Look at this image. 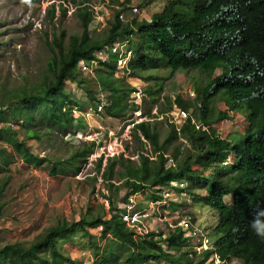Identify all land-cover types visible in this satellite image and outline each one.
<instances>
[{
    "label": "trees",
    "instance_id": "16d2710c",
    "mask_svg": "<svg viewBox=\"0 0 264 264\" xmlns=\"http://www.w3.org/2000/svg\"><path fill=\"white\" fill-rule=\"evenodd\" d=\"M21 1L30 6L39 0ZM86 3L77 10L80 34L66 37L63 30L51 33V39L45 42L50 55L40 81L1 104L6 108L0 111V117L10 113V118L19 121V129L0 128V175L17 160L36 167L49 163L51 175L62 173L67 165V170L76 175L94 151L93 142L80 143L62 163L39 157L27 145V141L41 142L47 135L65 137L71 133L76 120L72 109L79 104L64 90L67 83L83 91L93 108L101 101L98 93H104L102 111L110 118L130 120L141 109L132 102L131 94L136 89L115 75L117 54L109 51L104 61L95 55L116 42L127 43L130 77L139 78L142 73L162 68L197 70L207 76V81L195 84L192 101L186 94L173 97V107L185 118L178 129L169 123L163 141H159L150 121H142L131 129L139 148L135 150L136 159L120 155L106 160L102 178L108 181L109 218H102L98 212L92 214L88 208L78 220L62 219L30 243L0 244V264H66L70 257L56 246L59 238L74 231L90 241L95 264H148L160 260L168 264H209V250L200 256H188L193 252L188 245L190 239L180 231L167 237L166 253L150 236L134 239L120 217L112 213V200L124 201L129 193L168 187L171 182L186 183L188 187L182 192L191 203L203 204L215 212L220 236L211 248L223 264L233 260L264 264V239L249 226L253 210L264 207V0H168L148 20L132 19L127 24L119 20L118 11L112 10L99 34L90 32L93 14ZM46 12L52 19L54 6ZM81 62L93 69L94 83L79 69ZM216 71L219 73L215 76ZM215 99L222 100L226 110L213 116L211 104ZM158 113L163 115L161 109ZM232 115L244 121L242 131L220 137L212 127ZM141 137L154 160L145 153ZM180 138L189 145L187 151L182 155L179 148L174 149L170 157L168 147ZM168 158L173 165L166 167ZM101 165L102 156L95 164L97 172ZM115 178L119 179L118 186L111 182ZM9 180L7 177L0 183V215L4 207L1 198ZM190 183L202 184L205 193H196ZM226 197L231 199L229 204ZM158 198L152 196V200ZM100 208L104 211L103 206ZM98 225L102 232L96 238L92 230Z\"/></svg>",
    "mask_w": 264,
    "mask_h": 264
},
{
    "label": "rangeland",
    "instance_id": "374dc122",
    "mask_svg": "<svg viewBox=\"0 0 264 264\" xmlns=\"http://www.w3.org/2000/svg\"><path fill=\"white\" fill-rule=\"evenodd\" d=\"M84 1L39 0L28 6L21 0H0V106L2 103L7 104L6 99L14 93L21 89H29L32 84L40 81L50 55L45 42L46 39H51V33L63 30L66 37L80 34L81 23L77 16V10L83 6ZM167 1L123 0V3L136 6L140 10L142 18L147 19L151 14L160 11ZM117 3L118 0H87L86 5L93 14V20L89 27L90 32L94 34L100 33L105 27L107 19L111 17V9H113L111 6ZM52 5L55 8V13L54 17L50 19L46 11ZM61 8L64 9V13H59ZM94 8L97 11L96 14L93 10ZM79 69L84 76L91 77L92 83L95 82L92 68H88L85 71L79 64ZM218 73L216 71L215 76ZM206 78L207 76L204 73L197 70L171 71L157 68L142 73L139 78L132 77L126 81L134 89L139 90V99L135 98V100L138 101L141 109L137 111L141 112L142 118L145 117L153 124L161 142L167 136L169 123H173L178 129L185 118V114L179 113L173 107L171 103L173 97L184 94L189 96L190 94L188 100L192 101L195 96V84L206 83ZM64 90L69 93L73 101L79 104V107L72 109V115L76 120L71 128L73 131L70 130L71 133L100 132L103 135V141L100 146L112 144L116 140V144L121 143L123 145L122 148L125 155L135 157V150L139 148L131 133L132 130L130 129L126 132V127L134 120L135 113L132 114L130 120L128 118H110L105 116L103 111L85 117L84 113L87 111V107L90 106L85 93L72 83H67ZM104 95V93H98L97 96L101 100L98 104L106 102ZM131 96L135 97V93L131 94ZM211 105L213 116L219 111L226 110L222 100L215 99ZM160 109L163 111V115L158 113ZM146 113H149V115L147 116ZM151 116H155V118L150 119L149 117ZM10 117V113L9 115H2L0 117V125L6 123ZM243 126L244 121L232 115L212 128L220 137H226L228 134L242 131ZM130 137L132 143L128 144ZM19 138L21 139V136ZM80 143L74 141L71 136L66 140L64 136L60 137L57 134L47 135L41 142L27 141V145L34 154L39 157H45L51 162L59 160L62 163L66 162L71 152ZM188 147L189 145L180 138L168 147L167 155L173 157L174 149L178 148L183 155ZM10 152L12 151L10 150ZM93 153H98L96 144H94ZM145 153L148 154L150 159H155V156L150 153L149 147ZM104 163L102 159L100 170L103 169ZM48 164L46 163L41 167H36L35 165L26 166L20 160H17L9 166L6 174L0 175V183L5 178H10L1 198V201L4 202V207L2 215H0V244L16 241L30 243L43 234L47 228L62 219L69 222L78 220L88 208H91L92 214L102 213L101 217L104 218L106 208L104 207L103 211L100 208L102 206L100 202H91L89 200L95 188L92 183L94 181L88 175L94 168L84 171V177L75 179L76 175H73L69 169L67 170V165H64L62 173L51 175L47 170ZM170 165H173L171 159L165 163L166 167ZM117 180L119 179L115 178L112 181L115 186H118ZM171 183L175 185L172 189V211L187 212L195 220L193 228L198 230L190 238L188 245L192 248V246L197 247L199 243L202 244L198 236L202 234L205 246H212L220 236V231L216 229L217 218L215 212L203 204L191 203L185 192H182L184 191L183 189L188 187L186 183H179L181 185L176 182ZM197 184L190 183L189 187L194 189L196 193L204 194L205 186ZM104 188L107 190L106 184ZM107 192L110 194L108 190ZM73 194L84 197L87 202L72 206L70 196ZM101 195L105 196L104 194ZM148 195V193H143V204L152 199L153 195ZM111 196L114 199V191ZM119 201L120 199H114L112 203L115 205ZM225 202L229 204L231 199L226 197ZM89 242L87 237L81 232L74 231L59 238L56 248H59L62 252L64 249L67 252H71L70 249H72V252L86 250L92 254L93 251ZM100 243L102 247L105 246V243ZM148 264L168 263L160 260ZM230 264L241 263L233 260Z\"/></svg>",
    "mask_w": 264,
    "mask_h": 264
},
{
    "label": "built area",
    "instance_id": "2783aa9c",
    "mask_svg": "<svg viewBox=\"0 0 264 264\" xmlns=\"http://www.w3.org/2000/svg\"><path fill=\"white\" fill-rule=\"evenodd\" d=\"M69 6L71 7V5ZM111 7L114 10L118 11V18L123 24H127L132 19L140 20L142 18V14L136 6H132L130 4L129 5L124 4L123 0H118V3L116 5H112ZM93 10L96 14L97 13L96 9L94 8ZM126 45H127L126 41L116 42L112 44L108 49L104 48L103 50L97 51L95 55L99 60L104 61L106 60L109 51L111 53L117 54V70L115 75L118 78H125L128 81V79L130 78L127 69V64L130 58V52L128 51ZM80 64L83 70L84 69L85 71L88 70V68L82 62ZM134 93H135V97L132 96V102L135 105H138V101H136L135 98L139 99L138 97L140 92L139 90L136 89ZM5 108H6L5 106H0V111L5 110ZM87 108H88L87 111H85L84 113L85 117H89L94 113L101 112L103 110V104L102 103L98 104L96 108H93L91 106H88ZM134 113H135L134 120H132L131 123L126 127V132L132 129V126L139 122L149 121L145 117L144 118L141 117L140 111H135ZM16 122L19 121L9 118L8 121L0 125V127L5 126L7 128H10L11 130L17 131L19 129V125ZM69 136L73 137L74 141L78 143L93 142L94 144L97 145L98 153L92 152L86 158L85 162H83L78 173L76 174L75 179L84 177L85 176L84 171L94 168L93 170H91V173L88 175L90 178L94 179L93 185L95 188L89 200L91 202H100L103 208L104 207L106 208L104 218H109L110 201L107 199L108 192L104 188V185L105 184L107 185L108 181H105L102 178L103 169L100 170L99 172L95 170L96 161L101 156L105 163L107 159H112L120 155H122L124 158H129L131 160H135L137 156L135 155V157H128L127 155H125L122 148L123 145L121 143L116 144V140L113 141L112 144L109 143L108 145L100 146V143L103 141L102 140L103 135L100 132L71 133L65 136L66 140L69 138ZM126 139H128V137H126ZM141 140L145 145V149H147L149 147L148 143L142 137ZM131 143L132 141L130 137L128 144ZM169 159L171 158H168V160ZM105 163L103 165V168L105 166ZM174 187L175 185L170 183V186L168 187H162V186L148 187L146 189L129 193L124 201L120 200L119 202H116L115 205L113 204L114 211L112 213L117 214L120 217V219L124 222L125 227L129 231H131L134 239H143L147 236H150L154 241H157L158 245L161 247L163 252L168 253L167 237L169 236L170 233L176 232L178 230L183 234L184 237L190 239L194 235V233L196 234V232L198 231L197 229L193 228V223L195 222H193V218L191 215H189L187 212L184 211H172L173 210L172 189ZM142 192L148 193L149 194L148 196L154 194L158 195L159 198L156 200L149 199L147 203L143 204ZM101 194H104L105 196L103 197ZM186 197L188 196L186 195ZM70 201L72 206H77L82 202H87L84 197L79 196L77 194L71 195ZM92 231H93V235L96 238H99L102 232V226L98 225ZM198 236L202 244L199 243L200 245L198 244L197 247L192 246L193 252L188 254V256L189 257L200 256L203 252L209 250L211 252L209 258V264H222L223 262L221 261L219 255L213 251L211 246L209 247L205 246V244L203 243L202 234H199ZM95 259L96 258L90 252L86 250H81L78 252L76 258L70 259V261L67 262L66 264H95Z\"/></svg>",
    "mask_w": 264,
    "mask_h": 264
},
{
    "label": "clouds",
    "instance_id": "9594fccd",
    "mask_svg": "<svg viewBox=\"0 0 264 264\" xmlns=\"http://www.w3.org/2000/svg\"><path fill=\"white\" fill-rule=\"evenodd\" d=\"M148 19L149 18H147V20ZM129 78L131 79L132 77L129 76ZM249 226L257 237L264 239V207H257L253 210L251 220L249 221Z\"/></svg>",
    "mask_w": 264,
    "mask_h": 264
},
{
    "label": "crops",
    "instance_id": "0c3cea01",
    "mask_svg": "<svg viewBox=\"0 0 264 264\" xmlns=\"http://www.w3.org/2000/svg\"><path fill=\"white\" fill-rule=\"evenodd\" d=\"M64 247H65V245H64ZM70 250H71V252H70V251L67 252V251H65V249H64L63 253H65L66 255H68V256L70 257V259H74V258H76L77 255H78V252H76V251H73V252H72V249H70ZM73 256H74V257H73Z\"/></svg>",
    "mask_w": 264,
    "mask_h": 264
},
{
    "label": "bare ground",
    "instance_id": "6f19581e",
    "mask_svg": "<svg viewBox=\"0 0 264 264\" xmlns=\"http://www.w3.org/2000/svg\"><path fill=\"white\" fill-rule=\"evenodd\" d=\"M35 108V107H34ZM34 108H33V110H34ZM27 112H28V110H27ZM32 112V111H31ZM33 112H35V111H33ZM72 130V129H71ZM73 131V130H72ZM73 133V132H72Z\"/></svg>",
    "mask_w": 264,
    "mask_h": 264
}]
</instances>
